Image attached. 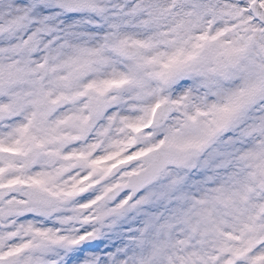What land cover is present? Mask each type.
<instances>
[{
    "label": "snow or ice",
    "instance_id": "snow-or-ice-1",
    "mask_svg": "<svg viewBox=\"0 0 264 264\" xmlns=\"http://www.w3.org/2000/svg\"><path fill=\"white\" fill-rule=\"evenodd\" d=\"M0 264H264V0H0Z\"/></svg>",
    "mask_w": 264,
    "mask_h": 264
}]
</instances>
